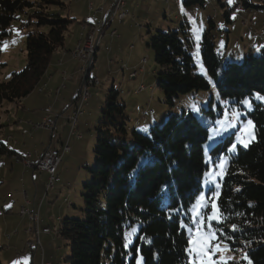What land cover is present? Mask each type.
I'll return each instance as SVG.
<instances>
[{"label": "trees", "instance_id": "obj_1", "mask_svg": "<svg viewBox=\"0 0 264 264\" xmlns=\"http://www.w3.org/2000/svg\"><path fill=\"white\" fill-rule=\"evenodd\" d=\"M66 2L0 0V44L12 34L15 22L23 32L25 52L22 68L0 78V128L5 125L4 106L18 105L39 88L55 54L64 47L73 21L63 15ZM252 3L238 0L235 6L250 7ZM256 3L264 7V2ZM192 4L203 6L205 0H183L184 6ZM229 9L224 11L227 22ZM82 22L86 21H80L79 28ZM209 24L199 42L203 74L197 72L190 53L193 42L187 29L156 30L148 38L146 45L155 52L156 87L171 111L150 122L145 133L129 124L120 90L114 85L107 90L94 128V163L88 169L89 179L81 184V215L57 219V234L68 247L67 264H136L137 248L142 264H190L186 249L192 240L191 208L202 193L224 216L222 223L212 220L202 225L212 229L232 251H239L240 256L241 251L246 253L252 264H264V100L256 98V94L264 96V47L257 54L250 50L241 62L223 63L213 40L218 25L211 19ZM260 27L264 29V21ZM4 65L0 63V70ZM212 87L223 102L217 106L218 113L203 106L199 117L187 108L173 111L183 95L189 93L195 100L200 90ZM246 97L251 100L246 117L252 122L253 139L243 147V134L235 137L232 132L209 148L207 137L215 119L232 121L228 106ZM232 144L235 150L228 151ZM0 155L20 158L1 138ZM225 156L226 163L218 170V186L209 187L203 182L205 173L210 164L217 166ZM142 157L151 162L132 183L129 176ZM58 179L56 176L55 181ZM164 185L170 187L162 202L158 194ZM165 204L180 211L170 216ZM208 204L209 200H203L202 217L211 214ZM232 225L239 230L232 231ZM137 226V238L125 247V232ZM141 236L147 240L139 239ZM2 247L0 243V250ZM0 264H5L1 258Z\"/></svg>", "mask_w": 264, "mask_h": 264}, {"label": "rangeland", "instance_id": "obj_2", "mask_svg": "<svg viewBox=\"0 0 264 264\" xmlns=\"http://www.w3.org/2000/svg\"><path fill=\"white\" fill-rule=\"evenodd\" d=\"M125 1L127 3L126 9L129 11L128 16L123 20L114 19L112 21V27L117 30L118 36L116 39L105 37L103 40L102 46L110 44V52L105 51L101 46L97 50L96 61L89 71L90 75L96 76L99 83L91 85L89 88L90 97L83 107L84 113L78 117L76 133L69 140L71 149L65 152L57 169L56 174L59 176V180L55 181L53 189L46 194L40 189L37 192L38 194L36 193L35 195L36 202L40 201L43 195L39 217H41L42 223L45 222L51 229V231L49 229L50 233L46 237L40 236L43 246V256L40 250L35 251L27 247L26 240L33 238V236L30 233L27 234L24 232V229L30 224V221L25 225L26 219L24 220V217L17 210L19 201L16 202L17 199L19 200L23 196L26 190H29V199L32 198L34 188L29 183L31 182L30 174L32 172H38L36 171L38 169L25 166L22 158L20 159L21 165L18 166V162L12 160L8 155H0V212L2 207L6 209L8 205L13 204V209L8 214L6 224L3 222L2 214L0 213V243L1 245L4 244L0 250V258L5 264H9V262L4 260L3 255L5 254V249H13L17 257L22 259L26 258L24 264H41L42 261L49 262V264H67L65 258L68 255V247L65 245L66 242L64 239L57 234L58 220L56 217L58 215L64 217L69 214L72 217H80L81 215L80 210L83 205V200L80 195L81 184L89 179L88 169L94 163L92 152L95 140L94 128L96 126L98 112L105 100L106 92L111 85H114L120 90V98L125 103L129 124L143 133L147 131L150 122L155 121L161 115L168 114L171 111L164 103L162 92L156 87L157 69L154 61L155 52L146 45L151 34L155 33L156 30L168 31L172 29V31H181L187 29V37L193 42L190 53L196 63L197 72L201 74L205 70L200 58V51H197V45L199 48V42L203 32L210 27L209 19L218 25L214 32L215 36L213 40L215 50L221 57L223 63L228 61L241 62L245 54L250 52L257 54L260 52V47H264V29L260 27L264 21V7L256 2L252 3L253 6L239 8L235 6L238 0H232L231 4L226 0L228 4L225 7L221 6L218 0H214V3L211 0H205L203 6L198 4L184 6L183 0H180L178 4H176L175 0H138L139 8H137L135 7L136 1L135 3L131 0ZM68 5L69 2L67 1L63 8L64 16L67 14ZM226 7L230 8V22H227L224 17ZM164 12L166 16L163 15ZM70 18L72 17L70 16ZM76 22V18H73L72 24ZM182 23L186 24V27H181ZM12 26V34L0 44V63L5 64L0 70V78L3 79H6L11 71L21 69L24 63L23 32L20 28H17L15 22ZM16 30H19V34H17ZM226 31H229V33H226ZM228 35L229 40L227 39ZM73 36L74 32L71 31L67 37L69 38V43ZM259 37L263 38V40H260L261 42L258 40ZM220 38L222 39L220 40ZM4 42H7L6 47L3 46ZM245 42L250 47L252 45L258 46H255L256 48H253L254 50L249 52V46ZM78 64L76 65L73 62L72 69L68 72L70 74L64 73V77L71 76V78L65 79L68 90L72 87L71 90L73 91L76 87L75 83L77 84L78 80L81 83L83 74L79 70L80 66ZM116 66L118 68L117 70H115ZM133 70H136V75L129 77L128 73ZM141 86L142 88L139 89ZM38 96L42 95L33 90L29 97L34 105L33 107L36 108L39 105ZM246 99L251 103L250 98L246 97L238 104L228 106L230 115L234 117L232 121H219V117L215 119L214 126L210 128L208 134V136L212 135L217 137L215 142H211L212 145L224 137V135L232 132H235V137H239L241 133L243 134L245 137L241 139L243 147H246L248 142L253 139V127L249 126L248 122L250 120L246 117V111L250 110L251 107L242 103ZM219 100L216 89L212 87L209 91L200 90L195 100L190 99L189 93L183 95V98L178 101L173 111L180 112L182 108L193 111L194 106H198L200 109L199 112L193 111V113L196 117H199L201 115V106H203L205 109L211 108L215 113H218V104L223 105V102ZM201 102L202 104H200ZM6 111L5 109L4 113ZM22 114L23 120L21 121L23 122H20L16 126L20 125L21 128H28L29 109L23 110ZM11 117H14L13 112H11ZM83 117L88 119L86 125L84 123L80 124V120ZM2 121L7 122L6 124L9 123L8 118L6 121L4 119ZM61 121L56 126L53 134L54 146H58L59 141L65 140L67 136V127L64 128V125H61ZM16 126H14V129L17 130ZM225 128L227 131H223L222 136L218 135ZM35 131L33 135H24L21 130L19 133H16L19 141H23L21 144L26 145L25 148H21L18 151L21 153L31 151L33 153L32 160H35L37 151L41 152L50 142V130L39 129ZM209 143L210 141L207 140V145ZM225 158L226 156L221 160V163L215 166L216 168L210 164L209 170L205 173L203 182L208 184L209 187L216 188L218 186V170L226 163ZM208 181L212 182L209 183ZM24 183L26 186H24ZM7 194H13V196L7 197ZM202 196L203 193L191 208L193 226L190 236L192 240L200 237L206 238L209 231H213L197 223L194 219L196 213L193 212V208L196 207L197 201ZM64 198L71 201V206H68L70 202H64ZM202 202L203 200L200 201V204ZM196 211L200 212V208H196ZM6 229L13 232L9 233L10 236L4 239L1 233ZM12 233L15 236H12ZM216 237L217 241L213 242L212 245L213 250L208 251L207 256L200 257L197 264H200L202 260H207L208 264H220V261L227 257L234 258L228 260L227 264H237V262L238 264H247L246 260V262H242V256H240L239 251H225L223 245L226 243L219 239L217 234ZM217 242L220 243V251H215V244ZM188 259L190 262L189 253Z\"/></svg>", "mask_w": 264, "mask_h": 264}, {"label": "crops", "instance_id": "obj_3", "mask_svg": "<svg viewBox=\"0 0 264 264\" xmlns=\"http://www.w3.org/2000/svg\"><path fill=\"white\" fill-rule=\"evenodd\" d=\"M67 1L69 2V5L67 6V14H68V16L69 17L71 16L72 18H76V20H77V22L75 24H72L70 26L68 34H67V37L70 35L71 31L74 32V36L71 38V42L70 43H69V38H66L64 47L57 51V53L54 56V59L49 64L48 69H47V71L45 73V76L43 78L44 80L42 81V84L40 86H38L39 88L35 89V91L38 94L42 95V96H38L39 97V100H38L39 101V105H38V107L37 108L33 107L34 105L29 99L30 95L32 94V92H31L25 98L21 99L20 102L18 103V105L17 104H8V105H6L5 109L7 111L3 114V117H2V119H4L5 121L8 118L9 119V123L6 124L7 122L6 123L4 122L5 125L0 128V138L5 141V138H6L7 135H12V141L8 142L7 146H9L13 151H15L18 154V156H20V158H22V156L24 154H26L27 152H31V151H27L25 153H21L20 151H18V150H21V148H25L26 147V145H22L21 144V142H23V141L22 140L19 141V139L16 137V133H19V131L21 130V126L20 125L16 126V125L19 124L20 122H23V121H21V120H23L22 119V116H23L22 111L23 110L29 109V111H30V114H29L30 116L28 117V119H29L28 123L29 122L40 121V119L44 116V114L46 113V110L48 108H50L52 116H53V118H55L54 119L55 120L54 129L50 130V134H49L50 142H49V144L47 146L44 147V149L41 152L37 151V153L35 154V159H37L43 153V151L46 148H48V147L59 148L61 144L65 143L67 141L68 128H69L67 115H69L70 110L72 108V104H73V102L75 101V99H76V97L78 95L79 85H80V81L78 80V83L77 84L75 83L76 87H75V89L73 91L71 90L72 87L69 90L67 89V85L65 83L66 81L63 78L64 77V73L70 74L68 72L72 69V63L74 62L76 65L78 63L69 54L70 52L68 53L67 51L74 45V43L76 41H77V43L79 41V32H80L79 22L80 21H86L88 25H95L98 22H102L103 20L106 19L109 11L111 10V8H112V6H113V4L115 2V0H67ZM131 1L133 3H135V1H136L135 7L139 8L138 7L139 6L138 0H131ZM179 1L180 0H175L176 4H178ZM211 1H212V3L215 2L214 0H211ZM251 1L252 2H256V0H251ZM218 2H219V4L224 3L225 6H227V4H228L226 0H218ZM124 8L125 9L127 8L126 1H125ZM127 12L129 13L128 10H127ZM163 15L166 16L165 12L163 13ZM178 20H179V18H178ZM78 30H79V32H78ZM113 30L115 32H114V34L111 35V31H113ZM75 32H77V33L75 34ZM98 34H99V29H97V31L95 32V36L97 37ZM117 36H118L117 30L112 27V22H111V24L109 26L103 28L102 34L99 35V37H100L99 45H98V49L96 48L94 62L96 61V55H97V52H98L97 50H99V48L102 46L104 38L105 37H109L111 39H116ZM258 40H259V42H261L260 40H263V38L259 37ZM77 43H75V45ZM247 43H248V41H247ZM256 44H260V43H256ZM255 46H258V45H254V46L252 45L251 47L249 46V51L253 50V48H256ZM259 46H261V45H259ZM102 47L104 48L105 51H109L110 52V49H111L110 48V44H106V45H104ZM117 69L118 68L116 66L115 70H117ZM79 70H80V68H79ZM94 77H96V76H94ZM113 80H114V78H113ZM113 80H112V82H113ZM57 87H60L58 95L55 93V89ZM62 88H64V89L62 90ZM39 89H41V91H39ZM11 112H13L14 117H11ZM60 120H62L61 121V125L62 126L64 125V128L67 127V136H66L65 140L59 141V143H58L59 145L58 146H54L53 134H54L55 128L59 124ZM77 121H78V117H77V120H76V124L78 126ZM81 123H84V125H86L88 123V119L86 117H83L80 120V124ZM14 126H16L17 130L14 129L15 128ZM77 126H76V128H77ZM18 128H20V129H18ZM73 134H75V133H70V136L68 138V143H69L70 137ZM24 135H26V134H24ZM32 135H33V133H32ZM32 138H33V136H32ZM70 149H71V146H70ZM31 154H32V157H33V153L32 152H31ZM10 158L12 160H15L16 162H18L17 163L18 166L21 165L20 158L16 159L13 156H10ZM36 171H38V172H32L30 174L31 182H29L34 188L33 196H32L31 199H29V190L24 191L23 196L20 197L19 200L17 199V201H16V202L19 201V205L17 207V210H19L20 207L25 206V205L29 206L32 209L33 208L35 209L36 204L38 203V201L36 202V196L35 195L38 192V190H40V189H41V191L42 190L44 191V184L46 182L47 176L42 171H39V170H36ZM58 178H59V176H58ZM24 186H26L25 183H24ZM6 196L7 197H12L13 194H7ZM12 205L11 204L8 205L6 209H3V207L1 209L0 213L2 214L3 222L5 224L8 221V214H10L11 210L13 209ZM39 211H40V208H39ZM22 217H24V220L26 219V224L25 225H27L29 223L28 216L24 215ZM60 217L61 216L58 215L56 218L58 219ZM40 220H41V217H40ZM40 223H41V225H46L45 222L42 223V220L40 221ZM25 229H24V232H25ZM14 231H16V230L14 229ZM11 232H13V231H11L9 229H6L5 231H2L1 234L4 237V239H6L7 236H10L9 233H11ZM41 235L44 236V237L47 236V234H40V236ZM12 236H15V235L12 233ZM32 236H33V238H28L26 241L34 240V235L32 234ZM40 236H39V239H40V242H41V237ZM10 239H11V237H10ZM5 242H6V240H5ZM4 251H5V254L3 255L4 256V260L9 262V264H14V262L22 260V258L16 256V253H15V251L13 249H5ZM41 255L43 256V253Z\"/></svg>", "mask_w": 264, "mask_h": 264}, {"label": "built area", "instance_id": "obj_4", "mask_svg": "<svg viewBox=\"0 0 264 264\" xmlns=\"http://www.w3.org/2000/svg\"><path fill=\"white\" fill-rule=\"evenodd\" d=\"M123 2L124 0H115L105 20H103L102 22H98L95 25L85 26V29L81 34V42L78 47V51L70 53L72 58H74L79 63V68L83 76L81 78L78 95L72 104V108L70 110L69 115H67L69 126L68 138L70 136V133H76V117H79L81 114L84 113L83 107L85 106L90 97V86L99 83L96 77L89 74L90 69L93 67V61H88V49H98L99 35L102 34L104 27L109 26L114 19H124L126 16H128L129 13L123 12ZM260 2L263 3L264 0H260ZM97 29H99V34L96 37L95 32L97 31ZM114 32V30L111 31V35L114 34ZM135 75L136 70H133L129 73V77H134ZM63 78L65 80L67 78H71V76L69 75L68 77ZM59 89L60 87H57L55 89V93L57 95L59 94ZM54 119L55 118H53L50 108H48L40 121L29 122V127L21 128V132L22 134H32L35 130L39 129L53 130L55 125ZM68 138L67 141L61 144L59 148H46L43 153L35 160H32L31 152H27L22 156V161L25 166L30 167L32 169H38L39 171H42L46 174L47 179L44 184V194L50 191L52 185H54L55 178L56 176H58L56 174L57 169L59 164L61 163L62 157L66 151L70 150ZM10 141H12V135H8L5 138L6 143ZM42 200L43 195L40 201H38V203L36 204L35 209H32L29 206L25 205L20 207V209L18 210V213L21 214V216H28L30 221V224L28 227H26L25 232L27 234L30 233L34 235V240L27 241V247L35 251L40 250L41 252H43V247L40 242L39 236L40 234L49 233V226L41 225L40 223L41 220L39 217V208ZM64 202H67V199L64 198ZM41 264H49V262L42 261Z\"/></svg>", "mask_w": 264, "mask_h": 264}, {"label": "snow or ice", "instance_id": "obj_5", "mask_svg": "<svg viewBox=\"0 0 264 264\" xmlns=\"http://www.w3.org/2000/svg\"><path fill=\"white\" fill-rule=\"evenodd\" d=\"M228 2H229V4H231L232 0H228ZM16 31H17V34H19V30H16ZM13 43H15V41H13ZM3 46L6 47L7 46V42H4ZM198 50H199V48H198V45H197V51ZM256 98L264 100V96H260L259 94H256ZM242 103L245 104L248 107H251V103L247 99L242 101ZM199 110L200 109H199L198 106H194L193 111L199 112ZM248 124H249V126H252V122L251 121H249ZM223 131H227V129L225 128V129L221 130L218 133V135L222 136L223 135ZM207 139L210 141V143L208 144V147L211 148L212 147V143L211 142H215L217 137L209 135L207 137ZM235 148H236V145L232 144L229 147L228 151H234ZM150 162L151 161H148V160H146L145 158L142 157L137 162L136 167L132 170V174L129 176L130 182L134 183L139 177L140 170L142 168H144ZM208 182L211 183L212 181H208ZM169 187H170L169 185H164L161 188L160 193L158 194L159 198L161 199L162 202L168 198ZM201 200H209V204L207 206H210V213L211 214L207 215L206 217H202L201 216V212L203 211V207H205V206H202L200 204ZM165 207H169L170 216H171V214L173 212L178 213L180 211V208L170 209V206L166 205V204H165ZM196 208H200L201 212H197ZM193 212L196 213L195 217H194L195 221L197 223H200V224H204V223L210 222L212 220H215L217 223H222L223 219H224L223 212L219 208V206L216 203H212V201L206 196L200 197V199L196 203V207L193 208ZM238 230L239 229H238L237 225H232V231H238ZM137 232H138V226L137 227H131L129 231L125 232V234H124V239H125L124 246L125 247H129L133 243V239L137 238L136 237ZM138 238L141 239V240H147V237H143V236L138 237ZM215 241H217L216 234H215L214 231H211V230L209 231V234L207 235L206 238L200 237V238H198L196 240H190L189 241V247L186 249V251L189 253L190 264H197V261H198V259L200 257L207 256V252L210 251V250H213L212 245H213V242H215ZM148 242L150 243V241H148ZM250 243H251V241H249V244ZM223 248H224L225 251H232L231 249L228 248V246L226 244L223 245ZM215 251H220V243L219 242H217L215 244ZM136 252H137V256L139 257L137 259L136 264H142V257H140V249L137 248ZM241 256H242V259L247 261V264H252V261L250 260V258L243 251H241ZM231 259H234V258L233 257H227L226 259H222L220 261V264H227V261L231 260ZM24 260H26V258H23L21 261L14 262V264H24ZM200 264H208V261L207 260H202V261H200ZM237 264H238V262H237Z\"/></svg>", "mask_w": 264, "mask_h": 264}, {"label": "bare ground", "instance_id": "obj_6", "mask_svg": "<svg viewBox=\"0 0 264 264\" xmlns=\"http://www.w3.org/2000/svg\"><path fill=\"white\" fill-rule=\"evenodd\" d=\"M124 5H125V1L123 2V12L124 13H127V10H125L124 8ZM119 20H122V19H119ZM85 26H88L86 23H83L80 24V33H79V41L78 43L70 50V53L71 52H77L78 51V47L80 45V42H81V34L82 32L84 31L85 29ZM100 39V37H99ZM98 45H99V41H98ZM95 52H96V48H89L88 49V61H93V65H94V60H95ZM40 90V89H39ZM76 120H77V117H76ZM52 188V187H51Z\"/></svg>", "mask_w": 264, "mask_h": 264}]
</instances>
